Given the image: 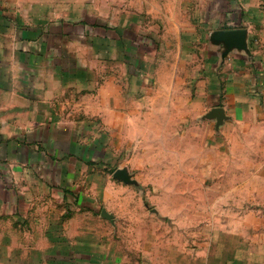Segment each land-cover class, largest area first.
I'll return each instance as SVG.
<instances>
[{
  "label": "rangeland",
  "instance_id": "rangeland-1",
  "mask_svg": "<svg viewBox=\"0 0 264 264\" xmlns=\"http://www.w3.org/2000/svg\"><path fill=\"white\" fill-rule=\"evenodd\" d=\"M160 1L0 0V264H264V98L204 99Z\"/></svg>",
  "mask_w": 264,
  "mask_h": 264
},
{
  "label": "crops",
  "instance_id": "crops-1",
  "mask_svg": "<svg viewBox=\"0 0 264 264\" xmlns=\"http://www.w3.org/2000/svg\"><path fill=\"white\" fill-rule=\"evenodd\" d=\"M158 7L164 15L161 17L164 31L171 32L180 49L182 46L200 48L202 60L209 67L206 72L209 89L203 91L204 99L221 101L226 111L236 109L248 96L253 103L262 101L264 55L258 45H264V0H162ZM3 10L0 6V14ZM231 30L247 31L248 52L227 51L222 43L212 40L215 32ZM1 50L0 42V110L2 105L11 110L16 107V73L7 68L10 63L7 64L6 59L10 60V56H3ZM192 53L196 55V51L184 55ZM2 63L7 64L3 71ZM1 96L9 101L1 104ZM11 156L8 154L9 161L15 155ZM207 260L202 257L201 264H208ZM238 263L233 261L232 264ZM110 264L119 263L115 259Z\"/></svg>",
  "mask_w": 264,
  "mask_h": 264
},
{
  "label": "water",
  "instance_id": "water-1",
  "mask_svg": "<svg viewBox=\"0 0 264 264\" xmlns=\"http://www.w3.org/2000/svg\"><path fill=\"white\" fill-rule=\"evenodd\" d=\"M212 40L222 43L227 51L238 50L248 52V34L246 30L217 31L213 34ZM224 110L216 108L213 115L222 120Z\"/></svg>",
  "mask_w": 264,
  "mask_h": 264
}]
</instances>
